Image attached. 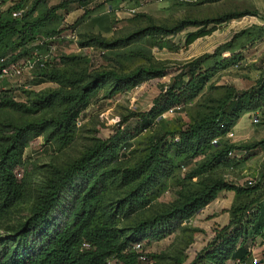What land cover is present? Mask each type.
<instances>
[{"label": "trees", "instance_id": "1", "mask_svg": "<svg viewBox=\"0 0 264 264\" xmlns=\"http://www.w3.org/2000/svg\"><path fill=\"white\" fill-rule=\"evenodd\" d=\"M50 1L33 0L23 10L26 0H0V82L3 67L25 59L34 62L35 78L40 83L58 86L29 102L0 90V264H139L141 250L176 233L182 223L205 209L222 191L234 195L229 222L214 229L207 247L189 264H247L255 241L260 238L264 242V175L258 184L248 187L227 182L216 173L229 167L230 160L243 164L241 158H230V152H244L247 158L257 147L235 145L226 134L244 114L264 105V74L247 90L228 89L213 107L196 114L188 124L151 138L133 164L123 166L121 162L122 149L134 136L117 131L108 139L95 140L63 166H46L43 179L33 191V174L24 152L34 138L41 136L45 148L62 152L75 141L78 119L97 95L102 93L103 99H111L145 80L165 75L164 68L156 63L126 74L94 70L74 77L67 73L66 67L77 58L49 61L50 47L60 36L58 27L64 15L93 0H59L53 6ZM86 11L84 15H89ZM17 13L20 15L14 17ZM244 17L260 19L261 15L245 9L202 21H180L172 27L151 24L122 40L87 35L81 45L103 49L116 57L119 54L114 50L137 46L135 54L128 57H139L144 54L140 46L146 42L163 48L165 38L192 26L197 30L185 36L187 48L211 35L219 25ZM263 37L264 26H252L235 33L212 54L181 65L168 85L161 88L150 113L138 118L140 128L149 129L165 112L193 104L216 72L238 68L245 58L243 51ZM48 111L55 113L36 120L18 121L2 115L29 118ZM189 162L196 165L185 178L200 181L198 187L179 193L170 208L144 216L143 212L170 189L176 174L183 169L186 172L184 165ZM29 198L33 202L27 215L14 224H5Z\"/></svg>", "mask_w": 264, "mask_h": 264}, {"label": "rangeland", "instance_id": "2", "mask_svg": "<svg viewBox=\"0 0 264 264\" xmlns=\"http://www.w3.org/2000/svg\"><path fill=\"white\" fill-rule=\"evenodd\" d=\"M32 1L26 0L23 10H27ZM100 1H104L103 3L106 4L109 0ZM205 1L212 0H164L161 2L140 0L139 3L133 0H124L121 2L124 4L122 7L114 8L113 11L108 13L103 8V10L97 11L95 9L88 10L86 13L90 12L89 15H84L85 10L77 11L79 10L77 9L68 15H64L58 27L60 36L57 37L54 45L55 50L50 53L48 60L57 62L60 57H76L77 60L66 67L65 71L67 73L74 74V77L94 70H114L126 74L140 68H146L149 63H152V65L156 63L155 65L159 64L164 68L165 75L164 77L145 80L136 87L116 94L111 99H103L102 93L97 95L91 106L78 119L79 128L75 141L62 152L45 148L41 136L34 138L24 152V159L29 166V171L33 174V191L43 179L46 166H63L78 157L95 140L108 139L117 131L127 136H134L125 145L126 149H122L121 163L123 166H129L137 159L138 152L144 149L151 138L166 130L188 124L196 114L206 112L210 107H213L214 102L222 99L228 89L244 91L255 84L260 75L261 65L258 64V57L253 53L247 59L245 57L238 68L234 67L216 72L193 104L179 111L170 112L169 110L165 112L153 121L149 129L142 130L138 118L140 115L150 113L153 101L159 96L161 88L168 85L181 65L204 54H212L217 47L230 40L235 33L263 22L254 17L232 20L219 25L216 32L196 40L185 48V36L197 30L192 26H188L182 32L165 38L167 43L163 48L152 47L150 42H146L147 44L140 46L144 54L139 57H128L135 54L137 46L114 50L119 54L116 57L103 49L82 47L81 45L85 41L83 37L87 35L108 41L122 40L151 24L172 27L180 21H202L216 18L225 13L253 9V6L258 5L257 0ZM56 2L57 0H52L50 5L53 6ZM131 9H136V14L128 15V11ZM117 11L119 15H116ZM17 14L20 15V13ZM260 14L264 18V12ZM77 15L79 16L77 17ZM71 32H75L77 35L76 45L65 38ZM18 62L22 64L25 59ZM35 75L34 69H32L26 71L20 77L2 78L0 90L14 94L18 101L29 102L35 95L58 88L57 84L54 83H40ZM54 113L48 111L29 118L10 113H2V115L3 117L10 116L19 121L36 120L40 117L51 116ZM253 121L254 117L252 118L251 127L244 130V133L236 132L238 138H235L237 141L235 145L257 147L249 151L247 158L246 156L241 157L243 164L237 165V160H230L228 161V164H231L229 167L217 171L216 174L227 182L248 186V181H252L255 185L260 182L261 177L264 175V122L254 123ZM229 133L235 136L233 128L227 134ZM200 160L201 158L197 161ZM195 165L194 162L185 164L186 172H183V169L182 173L176 174L175 179L170 182V189L161 195L152 207L145 210L143 215L146 217L152 216L170 208L177 202L179 193H187L196 189L200 181L185 178V174ZM233 198L232 192H220L216 199L205 209L192 217L191 220L182 223L176 233L158 242H153L141 250L140 253L143 256L140 258L139 264L191 263L207 247L213 237L214 229L222 227L221 225L226 219V213L232 205ZM32 202V199L29 198L23 205L17 207L5 224H14L15 221L23 219L27 215ZM1 234H3V227L0 229ZM253 245L252 255L247 264H262L264 260V242L258 238ZM254 259L257 260V263H254ZM227 264L234 263L228 262Z\"/></svg>", "mask_w": 264, "mask_h": 264}, {"label": "crops", "instance_id": "3", "mask_svg": "<svg viewBox=\"0 0 264 264\" xmlns=\"http://www.w3.org/2000/svg\"><path fill=\"white\" fill-rule=\"evenodd\" d=\"M122 1H124V0H109L108 3L105 4V3H103L104 1L93 0V1L89 2L87 5H85L84 8H75L74 7L73 10H71L69 13H72V12L76 11L77 9H79L77 11L93 10V9H95L97 11V10H103V8L106 9L107 13H108V10L111 8L112 9H114V8L118 9V8L122 7L124 5L123 3H121ZM257 2H258V5L253 6L254 7L253 10L258 11L260 14V13L264 12V0H257ZM102 3H103V5H102ZM57 4H59V0H57V2L54 5H57ZM116 13H117L116 15H119L118 11ZM78 16L79 15H77V17ZM260 20L263 23L257 24V25H251L250 27H252V26H264V18L261 17ZM78 30H79V28H78ZM216 31H214V32H216ZM231 38H230V40H231ZM230 40H228V41H230ZM228 41H226V42H228ZM253 53H255V55L258 57V64L261 65V70L259 71L260 72L259 77H260L261 75L264 74V37L261 38L259 41H257L254 45L250 46L249 48H247L246 50L243 51V55L246 57V59H247V57H249L250 54H253ZM253 117H254V119H257L258 122H260V121L264 122V105L254 112H249V113L244 114L238 120L236 125L233 127L234 132H235V134H234L235 136H232V134L229 133L226 135V139L229 140L231 143L235 144L237 142L235 140V138H238V137H236V135H237L236 132L244 133L245 132L244 130H247L249 127H251ZM228 222H229V213L227 212L226 213V219L224 220V223L221 226L227 225Z\"/></svg>", "mask_w": 264, "mask_h": 264}, {"label": "built area", "instance_id": "4", "mask_svg": "<svg viewBox=\"0 0 264 264\" xmlns=\"http://www.w3.org/2000/svg\"><path fill=\"white\" fill-rule=\"evenodd\" d=\"M158 2H161V0H156ZM111 9H109L108 12H110ZM136 14V9H131L128 11V15L132 16ZM18 14L14 15V16H17ZM65 38L67 40H70L74 45L77 44V35L75 32H71L69 34H67L65 36ZM55 50V46H51L50 47V53H52V51ZM2 62V60H1ZM34 67V62L33 61H27L25 63H22V64H11L9 66H6V67H3L1 69V77L2 78H14V77H20L22 76L26 71H30L32 70ZM170 112H172V110H170ZM254 123H257L258 120L257 119H254L253 121ZM125 150V149H123ZM244 155V152H230L229 153V157L230 158H234V159H239L241 158L242 156ZM248 185H252V181H248ZM238 263V262H237ZM254 263H257V260L254 259Z\"/></svg>", "mask_w": 264, "mask_h": 264}]
</instances>
